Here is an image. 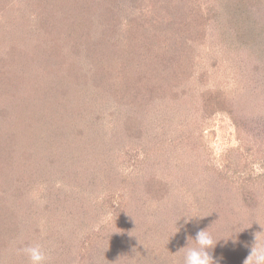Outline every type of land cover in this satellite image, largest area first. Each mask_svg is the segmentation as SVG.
Wrapping results in <instances>:
<instances>
[{"label":"rangeland","instance_id":"374dc122","mask_svg":"<svg viewBox=\"0 0 264 264\" xmlns=\"http://www.w3.org/2000/svg\"><path fill=\"white\" fill-rule=\"evenodd\" d=\"M3 1L0 0L2 6ZM196 3L203 7L205 13L213 8L217 14H213L205 26L204 41L196 36V45H190L189 58L196 53L200 61L198 73L189 79L187 77L190 75L186 73L185 78L182 76L174 86L185 90L182 95L187 98V107H183V110L168 108L170 94L165 98L169 102L160 103L156 109L152 108L150 100L149 112L140 113L139 126L131 130L137 135L136 140H126L123 136L124 122L131 111L124 112L123 105L117 103L114 96L105 93L119 87L125 95L126 86L122 78H134L136 73L133 69L125 70L127 64L117 58L110 60L114 74L106 79L109 84L88 88L84 80L92 75L89 70L92 64L82 68V62H79L80 65L68 68L75 62H72L73 58L67 61L66 68L62 69L64 74H60L62 89L69 94V100L65 96V101H69L66 110L76 114L75 111L79 110L77 107L83 105L89 93L104 92L103 100L98 103L101 106L97 111L100 116L96 115L93 119L100 122L106 116L109 119L104 126L117 132L111 142L112 149L117 146L116 152H113L115 155L109 159L112 167L109 172L100 171L88 159V155L78 158L84 160L79 161L80 164L72 159V166L68 159L64 163L62 179L55 173H41L40 178L33 171L26 174L31 179L30 185H23L20 195L6 189L2 191L3 180L9 179L4 177L0 181V212H4L5 218L0 220V236L2 232L7 235L8 230L10 237L5 236L4 239L19 237L21 245L18 251L12 246L6 250L4 256L8 258L1 264H29L20 249L37 243L47 252L48 264H183L184 251L181 249L187 245L194 246L196 233L204 229L220 240L212 252L218 264H243L255 242V235L264 231V62L246 49L220 43L223 32L218 30L217 20L222 17L219 14L221 0H198ZM27 7H33L34 13L24 14L22 11ZM36 9L43 11L45 7L39 6L35 0H12L4 8L0 7V24L6 23L3 28L0 26V48L6 47L7 40L11 39L9 34L17 37L15 40L13 38L14 43L21 48L20 52L17 51L15 66L2 69L6 74H3L4 77L12 74L11 77H15L5 83L4 88L8 90L4 95L7 93L8 97H4L8 102L4 97L0 98V104H4L0 105V109L5 112L2 117L0 111V124H5L4 129L10 123L16 124L17 112L12 106L16 99L18 104L22 98L28 100L27 106L40 113L42 104L46 103L45 97H49L46 92L51 90L46 76L48 73L54 78L58 76L49 68L48 61L43 63L45 59L40 58L42 53H34L37 50L35 47L22 44L26 43L22 32V25L26 21L24 18L19 20L23 15H37ZM253 10L259 21L248 20L247 24L246 20V24L256 27V31H250L251 34H258L264 25V5H256ZM93 11L92 8L86 12L85 18L98 17ZM13 20L16 21L14 29L10 24ZM106 26L111 29L109 25ZM113 34L108 32V36L115 40L117 35ZM159 35L158 40L166 45L168 42L161 37V33ZM112 49L115 50V47ZM113 53L111 49L108 51L109 58L105 57L107 62ZM3 57L12 61L15 56L11 53ZM137 69L138 74L145 73L148 66L140 65ZM70 70L74 72L72 76ZM35 74L38 76L35 77ZM138 79L135 83L139 85L149 84L140 76ZM68 89H72V92H68ZM217 89L228 94L227 109L209 114L210 108L207 109L203 101L207 91ZM14 95L17 97L13 98ZM234 95L240 98L235 99L236 105L230 101L237 97ZM229 106L232 111H228ZM71 107L73 110H70ZM92 108L96 106L88 109ZM189 111L201 115L196 119H187L184 113ZM32 125L38 126L39 122ZM86 125L87 121L78 124L76 130L85 131ZM41 130L49 129L45 127ZM20 131L21 127H14L15 133L20 134ZM85 150L86 154H92V150ZM20 159L22 153L16 152L9 165L10 174H20ZM10 183L5 185H9V188L19 186L18 181L13 185ZM99 184L103 186L98 187ZM229 184L235 189L228 188ZM67 191L69 195L73 193V197L66 196ZM51 193H59L60 200L55 198L57 200L53 201L58 212L48 214L40 207L45 205L43 199L46 200V195ZM97 197L98 209L95 208L94 212L90 202L98 201ZM63 206H66L65 209H62ZM84 213L87 216H82ZM232 214L234 216L231 218ZM48 215L51 219L55 218L50 223L52 233L49 238L41 239L46 237L44 235L50 227L49 219L42 220L41 217ZM32 217H37V235L42 231L40 238L35 236L36 227L28 220ZM17 222H22L18 230L14 227ZM258 235L264 239V234Z\"/></svg>","mask_w":264,"mask_h":264},{"label":"trees","instance_id":"16d2710c","mask_svg":"<svg viewBox=\"0 0 264 264\" xmlns=\"http://www.w3.org/2000/svg\"><path fill=\"white\" fill-rule=\"evenodd\" d=\"M11 1L12 0H4L3 6L0 4V7L4 8V5L11 3ZM197 1L198 0H35L39 6L43 5L45 9L43 11L36 9L38 14L33 17H24L23 15L20 20L18 19L19 21L25 19L26 21L22 25V32L24 33L23 38H26V43L22 44L32 46L33 48L35 47L37 50H35L34 53H42L40 58L45 59L43 63H47L46 61H48V63H50L48 64L49 68L53 70L55 74H58V76L54 78L51 76V73H48L46 76V81L49 83L51 90H47L46 92L49 97H45L44 100L46 103L42 104L40 113H36L34 109L27 106L28 100L22 98L18 104L16 99L12 105L16 110L15 113L17 112V117L15 119L16 124H8L7 128H5L6 130L4 129L5 124H0V129L3 130H0V177H2L0 181L3 180L4 177L9 178L7 181L6 179L3 180L2 191L6 189L16 195L17 193L20 195L24 187L23 185H30L31 179L27 178L25 175L30 174L31 171H33L38 178H40L41 173L47 172L55 173L57 177L62 176L60 177L62 179L64 177L62 174L64 163H67V160L70 159L69 163L72 166L73 159L77 164H80L78 163L79 161H84L82 159L78 160L82 155H88V159L97 166L100 171H110L112 161H109V159L111 158L110 156L113 157L115 155L113 152L117 150L115 148L117 146L112 149L111 142L113 143L117 132L112 129L108 130V127L104 126V123H108L107 119H109L106 116L102 118L100 122L93 119L96 115L100 116L97 111L101 106H99L98 103L103 100L104 92L97 91L89 93L83 100L84 106L79 104L80 107H77L79 110L75 111L76 114H73L74 111L71 112L66 110V107L69 106V101H65V96L66 99L69 100V94L62 89V76H60V74H64V70L62 69L64 67L66 68V64L69 63L67 61H70L72 58V62L75 63H73V65H68V68L69 66L80 65L79 62H82L80 65L82 68L88 66V64H92L89 69L92 75L87 77L86 80H84V78L82 79L85 81L84 85H86L87 81L86 86L88 88L106 85V81H108L106 79H109L111 74H114L113 62L110 60L115 58L119 59L123 64H127L125 70L132 71L133 69L136 73L132 79L122 78L126 86L124 87L125 95L120 91L121 89L119 87L112 89L114 92L108 89V91L105 92L106 94L114 96L117 103L123 105L124 112L129 113V111H131V113L128 114V119L124 122L125 129L123 130V136H125L126 140L129 139L132 141L137 139V135L131 130L139 126V114L149 112V102L152 101V108L156 109L159 107L160 103L169 102L165 100V98L170 94L171 101L168 108L173 107L183 110V107L186 106L185 103L187 99L182 95L185 93V90L174 88V86H177L182 76L185 78L186 73L190 75L187 79L194 76L193 74L198 73L197 65H199L200 61L199 59L197 60L196 53L192 55L193 59L189 58V56H191V52L189 51L191 49L190 45L193 47L196 45V36L202 39L201 41H204V36L206 35L205 26L208 24L211 16L217 14V10L213 8H210L209 13H205L203 7L197 5ZM256 5H264V0H221L219 14L222 15V17L220 20H217V23L219 27L218 30L221 33L223 32V35L220 36L222 40L220 43L231 47L235 46V48L240 50L242 48L246 49L259 61L264 62V25H262V30L259 31L258 34H251L250 31H256V27H249V25H247L248 20L259 21L253 10V7ZM92 8L94 10L93 14L98 15V17L87 16L85 18L86 12H90ZM33 10V7H27L24 8L22 12L24 14H30L34 13L35 10ZM26 23L27 27H25ZM10 24L12 29H14L16 21L13 20ZM5 25V22L0 24L2 28ZM50 25L52 27H50ZM106 25H109L111 29ZM99 27L102 28L99 29ZM56 28L57 30H55ZM100 30L101 33L99 34ZM108 32H110V35L114 32L113 36L117 35L116 39L114 40L109 37ZM158 32L161 33V37L168 42L166 45L164 44L165 42L163 43V41L160 42L158 40L160 36ZM9 37H11V39L7 40L6 47L0 48V98L4 96L8 97L7 93L4 95L6 90H8L4 88L5 83L9 79L13 80L15 78L11 77L12 74L11 76H5V79L3 74H6L2 69L6 66L12 68L15 66L14 64L18 60V57H16L18 56L17 51L20 52L19 49H21L14 43L17 37L14 34L13 36L9 34ZM45 40L46 43H44ZM233 41H235V44H233ZM197 45L199 44L197 43ZM114 47L115 50L112 49ZM110 49L113 50L114 53L107 62L105 57L107 56V58H109L108 51ZM2 52L5 53L4 55L6 56L12 53V56H15L17 59L14 57L15 59L13 58L12 61L8 60V58L3 57L4 55L1 54ZM15 53L17 55H15ZM28 54L29 53H26V55ZM191 61H193V63L187 66ZM139 64L141 66H148L145 73L140 72L138 74L139 69L137 68L140 67ZM93 68L95 70H93ZM262 68L264 71V65ZM173 69L175 70L171 71ZM73 74V70H70V75L72 76ZM138 75L140 79L144 78L149 84L144 85L141 83L139 85L135 83V80H137V82L139 80ZM36 76L38 75L35 74V77ZM2 78L5 79V82L1 80ZM9 82L12 83L11 81ZM23 82L25 83L24 80ZM39 83L40 81L38 84ZM54 84L57 86V91H55ZM11 86L12 85L7 87ZM87 87H85V89H87ZM67 91L72 92V89H68ZM77 92H81V90H77ZM207 92L208 94L205 95L203 105L207 109L210 108L209 114L227 109L226 105L229 98L228 94L224 93V90L217 89ZM14 96L13 98L17 97L16 95ZM234 96L237 97L233 100L230 99V101L236 105L235 99L237 100L240 98H238V95ZM7 97H4L6 102H8ZM0 105L4 106V104ZM94 106H96V108L88 109ZM231 108L232 107L229 106L228 111H232ZM70 110H73V108L71 107ZM86 110L90 111L86 112ZM0 111L2 110L0 109ZM3 114H5L4 111H2V117ZM6 114L10 113L6 112ZM184 114L187 116V119H189L188 117H195L196 119L197 116L201 115L198 112L195 114L194 111H189ZM10 116H13V114H10ZM37 121L39 122L38 126L32 125ZM86 121L87 125L85 131L79 132L76 130L78 124H82ZM24 124L29 126L26 127ZM14 127H21V136L18 132H14ZM45 127L49 130H41ZM149 129H151V127ZM147 131L148 129H146V133ZM153 131H155L154 128ZM113 132L115 133L113 134ZM120 133H122V131H120ZM86 148L92 150V154H86ZM16 152L22 153V159H20L19 162L21 171L20 174L17 172L10 174L8 170L9 165L12 164L14 157H16ZM18 155H20V153ZM88 167H90V165ZM122 175L123 173L121 176ZM17 181L19 186L15 185V187L9 188V185H5L10 182V184L13 185L15 182L17 183ZM75 181L77 180L75 179ZM101 186L103 185H98V187ZM231 186L232 187H230L229 184L227 187L235 189L233 185ZM103 190L104 189H102V191ZM226 191L228 192V190ZM66 193H68L66 196L69 198L73 197V193H71V195H69L70 192L68 191ZM55 198L60 200V194L57 193L55 195L51 193L49 196L46 195V200L43 199L45 205L40 207V210L43 209L47 211L48 214L50 212L54 213L56 208H58L55 202H53L57 200ZM97 202H99V198L98 201L93 200L90 202V208H93L94 212H96L95 208L98 209ZM65 207L66 206H63L62 209H65ZM221 209L222 207L219 210ZM0 213V220H2L5 218L3 216L4 212ZM82 216H87V214L84 213ZM232 216H234V214L230 217L232 218ZM36 219L37 217H32L28 220H31L33 225H35V236L40 238L42 231L37 235L38 224L36 223ZM41 219H49V224L55 221V218L51 219L49 215L48 217L42 216ZM21 224L22 222H17L14 227L18 230ZM51 227L52 224H50L48 232L44 235L46 237H42L41 239L49 238L50 233H52ZM7 229L8 227L6 230ZM30 233L32 232L30 231ZM5 236H9L8 230L7 235L2 232L0 236V264L8 258V256H4L6 250H10L12 246L16 247V251H18V246L21 245L19 237L15 236L14 239H4ZM13 257L15 258V255Z\"/></svg>","mask_w":264,"mask_h":264},{"label":"clouds","instance_id":"9594fccd","mask_svg":"<svg viewBox=\"0 0 264 264\" xmlns=\"http://www.w3.org/2000/svg\"><path fill=\"white\" fill-rule=\"evenodd\" d=\"M258 234H264V231L255 235V242L243 264H264V239H261ZM193 240L194 246L187 245L181 249L184 251L183 264H218L212 252L220 240H216L208 229L198 231ZM20 252L27 257L29 264H48L49 262L47 252L38 243L25 245Z\"/></svg>","mask_w":264,"mask_h":264}]
</instances>
